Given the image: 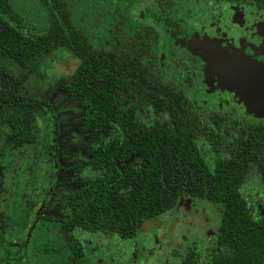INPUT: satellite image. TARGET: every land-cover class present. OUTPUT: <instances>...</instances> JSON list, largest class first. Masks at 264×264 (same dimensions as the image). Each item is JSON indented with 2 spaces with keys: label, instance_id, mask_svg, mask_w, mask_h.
Listing matches in <instances>:
<instances>
[{
  "label": "trees",
  "instance_id": "1",
  "mask_svg": "<svg viewBox=\"0 0 264 264\" xmlns=\"http://www.w3.org/2000/svg\"><path fill=\"white\" fill-rule=\"evenodd\" d=\"M40 1L49 24L29 36L20 31L11 0H0V60H14L23 75L0 63V143L33 141L28 119L40 103L18 93L22 78L51 48L67 44L78 60L58 86L77 99L87 153L85 164L74 166L80 186L59 221L73 258L96 235L104 242L134 238L145 221L175 208L186 193L222 206L214 243L188 244L181 264H264L262 124L191 101L189 56L172 47L165 65L174 79L164 78L154 50L156 31L128 27L124 9L116 12L105 41L89 47L66 0ZM156 1L152 16L193 42L171 14L174 0ZM231 1L264 8V0ZM6 226L0 217V239Z\"/></svg>",
  "mask_w": 264,
  "mask_h": 264
},
{
  "label": "rangeland",
  "instance_id": "2",
  "mask_svg": "<svg viewBox=\"0 0 264 264\" xmlns=\"http://www.w3.org/2000/svg\"><path fill=\"white\" fill-rule=\"evenodd\" d=\"M66 1L74 26L85 35L90 47L103 43L117 8H126L132 28L147 24L155 28L158 39L155 52L160 61L167 59L168 45L174 43L200 55L207 73L214 67L220 70L221 80L230 90L217 94L207 91L206 85H195L194 90L187 91L192 101L205 108L215 107L219 102L235 108L233 101H225V97L233 93L239 99L244 98L242 104L248 105L255 113L264 110L259 79L253 67L264 65V62L242 55L227 59L230 55L225 56L228 54L218 49L213 39L202 41L197 46L174 39L150 15V11L155 10L151 0H138V4H133L131 0ZM179 2L180 20L193 29L208 28L212 20L219 16L218 4L213 0ZM11 5L21 17L23 29L20 31H24L25 35H40L47 29L49 15L40 0H11ZM77 60L67 44L55 45L36 68L22 78L21 96L40 101L50 86L62 82L74 69ZM215 60H223L225 64L221 66ZM0 63L8 72L17 77L23 76L14 60L3 58ZM200 76L203 78L202 74ZM254 84L259 86L258 93ZM256 94L258 103L254 101ZM55 119L58 124L56 131ZM79 121L76 97L56 88L47 108L34 110L28 119L34 142L0 150V215L10 220L0 252V258L6 261L0 264H44L45 260H52L45 256L51 248L60 245L56 231H53L55 224L40 219L67 212L68 199L78 186L74 181V172L67 168L86 158L83 149L85 134L77 128ZM221 206L219 201L193 198L184 193L174 209L143 223L137 236L125 243L113 241L103 244L99 236L93 237L91 246L85 249L76 264H179L188 244L197 241L208 246L213 243ZM31 230L35 235L28 243L25 235H29ZM94 241L102 243L100 252L96 250L99 244ZM50 261L48 264H51Z\"/></svg>",
  "mask_w": 264,
  "mask_h": 264
},
{
  "label": "flooded vegetation",
  "instance_id": "3",
  "mask_svg": "<svg viewBox=\"0 0 264 264\" xmlns=\"http://www.w3.org/2000/svg\"><path fill=\"white\" fill-rule=\"evenodd\" d=\"M131 1H132L133 4H138V0H131ZM179 1L180 0H174V8H173L171 14H172V16L174 18H176L178 20V22L181 25H183L188 30L189 35H190V37H188V41H189V39H193V42H191V43L186 42L184 40L186 38H184V37H182L180 35H175V32H173L168 27H165L164 23H162L161 21H158L155 17L152 16V13L157 11L158 8H157V1L156 0H151L152 4L155 6V10L154 11H150V15L152 16V18L156 22H158L161 25V27L163 29L168 31L171 34L170 36H172L174 39L179 40V41H181L184 44L187 43L190 46H197L202 41L209 42L211 39H213V40H216V42H213V43H215V46L218 49H221V51L226 52V54H228V55L224 54L225 56H229L230 55L227 59L234 58V57H236L235 55H242V56L250 57L251 59H253V61L264 62V8L263 7H258L256 5L250 4L248 2L247 3L243 2V4H237L236 2H232L231 0H213V2H217V4H218L219 16H217V18L215 20H212L210 25H208V28L201 27V28L193 29V28H191V27H189L187 25L188 24L187 22H185V21L182 22L180 20V16H179L180 13H179V8H178V6L180 5ZM120 9H124L127 12L128 17H127V22L126 23H127L128 27H131V25L129 24V12H128V10H126V8L121 7L119 9L117 8L116 12L118 10H120ZM114 21H115V19H114ZM114 21L112 22V24H114ZM215 22H217V23H215ZM141 26H151V27H153L150 24L141 25ZM109 27H108V29H109ZM136 28H133V29H136ZM154 30H155V28H154ZM106 35H107V33H106ZM195 35H197V37L194 39L193 37ZM157 40L158 39H157V32H156V44H155V47L157 45ZM104 41H105V39H104ZM172 47L175 50L181 51L182 54H187L189 56V58H190L187 61L188 62L187 65H188V67L190 69L191 80H192V88L188 89L187 91L194 90V86L195 85H200V86L206 85L207 91L209 90V92H212V91L213 92H217V94L227 93V90H230V89H228L226 87L227 85H226L225 81L221 80L222 74H220V70H218L217 67H214L213 69H211V71L209 70V73H207L206 64H205L204 60L202 59V57L200 55H198V54H195V53L191 52L189 49L180 47L179 45H176L174 43H170L168 45L167 58H168V56L170 54V51H171ZM70 51H71V49H70ZM223 57H222V59H223ZM157 59H158L159 67L161 68L162 72L164 73L163 74L164 78L171 79V80L174 79V77L172 78V76L168 72V66L165 65V62H166L167 59L163 60V62L160 61L158 56H157ZM216 62H219L220 65L222 64L221 66H223L225 64L224 63L225 61H223V60H218ZM200 74H202L203 78L200 76ZM59 83L60 82L55 83L54 85L49 87V88H51V87L54 86L53 89L50 92V95H49L47 101L43 102L45 94H44L43 98L40 101L32 99V100L37 101L38 103H40L36 109H39V108H42V107H44L45 109L47 108L48 100L52 96V94H53V92H54V90L56 88L64 90L62 87L58 86ZM254 88H256V87L254 86ZM48 89H47V91H48ZM255 91L258 92V90H255ZM18 93L20 94V90L18 91ZM255 97L256 98H255L254 101L256 103H258V94H256ZM214 99H215V95H214ZM244 100H245L244 98H240L239 99L238 95L234 96L233 93L228 95V96H226L225 97V101L226 102L233 101L234 104H236L235 108L233 106L227 107L226 105H222L220 102L215 107L205 108V107L201 106L200 104H198L197 102H195V101H193V102L196 103L198 106H200L203 109H210V110H215V111H227L230 114L234 115L236 118H242V120H244L245 122H249V121L255 122V121H257L258 124H262V129L264 130V110L258 111L257 113H255L252 109H250L248 107V105L242 104V103H244ZM36 109H34V110H36ZM28 126H29V124H28ZM78 126H79V123H78ZM78 126H77V128H78ZM57 129H58V124H57V121L55 119L54 120V130L56 131ZM29 130H30V128H29ZM78 130H79V128H78ZM79 132H81V131L79 130ZM30 133H31V130H30ZM81 133H84V132H81ZM32 136H33V141L29 142L27 144H31V143L34 142V135L32 134ZM85 140H86V134H85ZM24 145H26V144H23L21 146H24ZM5 147L16 148V147H13V146H4V145H2L0 143V150L2 148H5ZM17 147H20V146H17ZM83 149H84V151L86 153L85 144L83 146ZM51 157L53 158V154L51 155ZM86 158H87V153H86ZM86 158H85V160H86ZM85 160L82 161V162L78 161V162L74 163L73 165H71V166H69L67 168V170H70V171L74 172V175H73L74 176V181H76L78 183V186L75 189V191L80 186V183L75 177L76 174H77V171L74 168V166L76 164H85ZM132 162L133 161H131L130 163H132ZM85 168H86V166H85ZM79 175L80 176H85V174L83 172L79 173ZM75 191L73 193H75ZM73 193L71 194V196L73 195ZM71 196L69 197L68 203L66 205V211L67 212L59 214V215H51L50 214V215H47L45 217H41V219H40V220H43V222H45V223L46 222H53L55 224L54 228H53V231L57 232V233L55 232V234L57 236L56 238L60 242V245H59L58 248H51V251L48 252V256L44 255L47 258L48 257L52 258L51 261L50 260H45L44 264H48L49 261L51 262V264H76L77 260L81 259V257L83 256L84 252L86 251L85 249L88 246H91L92 243L90 242V240L93 237H95V236H93V237H91V239H88L86 241V243L83 244L82 252H81L80 256H78L77 258H73L72 252H71V250H70V248H69V246L67 244V241L65 240V238L63 237V235L59 231L60 218L68 215L69 200H70ZM0 217L6 219V221H7L6 229L2 233L1 239H0V252H1L3 250L4 244H5V241H6L5 235L7 233L8 226L10 224V220L6 216L0 215ZM145 222H147V221H145ZM28 233H29V235L26 234L25 238H26V240L29 243L30 239H32L33 235H35V234L33 233V230H31V232H28ZM96 236H98V235H96ZM99 239H100V237H99ZM113 241L114 242H119V241H116V240H113ZM113 241L107 240V241L104 242V241L101 240V242L103 244L106 243V242L113 243ZM127 241H129V240H127ZM127 241H125V242H127ZM95 242L98 243L97 241H94L93 243H95ZM101 242L98 243L99 247L96 248V250H98V252H100V246L102 245ZM125 242H121V243H125ZM194 242H197V241H194ZM197 243H199V242H197ZM213 243H214V241H213ZM199 244H201V243H199ZM68 251H69V253H68ZM186 251L187 250H185V252ZM184 254H183L181 260L183 259ZM181 260H180L179 264H181ZM5 261H6L5 259H1L0 258V263H5Z\"/></svg>",
  "mask_w": 264,
  "mask_h": 264
},
{
  "label": "water",
  "instance_id": "4",
  "mask_svg": "<svg viewBox=\"0 0 264 264\" xmlns=\"http://www.w3.org/2000/svg\"><path fill=\"white\" fill-rule=\"evenodd\" d=\"M186 45H188L187 43H185ZM254 67V74H257V79L258 82H259V85H260V88L259 86L257 87L255 84V90H258V88L261 90V96L263 97L264 99V65H253ZM263 86V87H261ZM258 93V92H257Z\"/></svg>",
  "mask_w": 264,
  "mask_h": 264
}]
</instances>
